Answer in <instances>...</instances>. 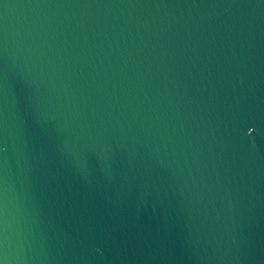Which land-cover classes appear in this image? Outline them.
I'll list each match as a JSON object with an SVG mask.
<instances>
[{
    "label": "water",
    "instance_id": "obj_1",
    "mask_svg": "<svg viewBox=\"0 0 264 264\" xmlns=\"http://www.w3.org/2000/svg\"><path fill=\"white\" fill-rule=\"evenodd\" d=\"M0 264H264V0H0Z\"/></svg>",
    "mask_w": 264,
    "mask_h": 264
}]
</instances>
